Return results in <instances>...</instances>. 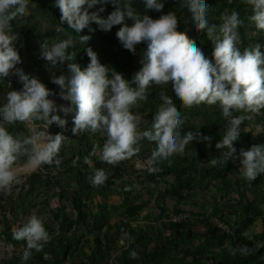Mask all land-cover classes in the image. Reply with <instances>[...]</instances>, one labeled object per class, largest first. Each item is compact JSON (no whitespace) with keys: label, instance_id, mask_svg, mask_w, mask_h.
<instances>
[{"label":"rangeland","instance_id":"obj_1","mask_svg":"<svg viewBox=\"0 0 264 264\" xmlns=\"http://www.w3.org/2000/svg\"><path fill=\"white\" fill-rule=\"evenodd\" d=\"M164 3L162 12H156L148 11L142 0H132L139 14H149L154 19L174 12L179 21L177 30L186 32L211 57L212 43L204 38L203 32L195 30L190 13L180 7V0ZM206 3L210 24L219 26L226 12L240 13L244 20L239 28L241 51L256 44L264 45V31L248 20L252 10L246 0H206ZM101 7L105 9L103 12H99ZM113 10L114 6L107 3L94 5L89 12H98L106 18ZM60 18L55 0H30L26 13L12 21L20 62L8 77L0 79V103L5 101L8 91L22 89L17 69L46 87L60 89L52 82V75H67L69 62L50 70L49 62L42 57L41 45L45 41L50 44L72 38L75 43L68 52L77 53L72 62L82 67L90 62L86 49L91 47L101 63L109 66V76L113 68L131 80L142 68L147 45L138 44L135 54L126 50L116 36L122 25L103 31L90 22L89 27L76 33L64 23L63 30L57 32ZM126 22L130 26L133 23L130 19ZM81 35L90 39L82 44ZM161 92L173 96V104L184 120L181 126L184 133L191 131L211 139L195 138L183 153L149 166L147 160L156 145L145 138L136 145L138 152L113 165L100 159L99 149L91 155L94 146L102 148L105 134L83 131L73 135L75 112L67 116L59 112L67 119V125L60 128L53 124L47 130L67 137L58 153L59 166L42 165L36 170H26L23 165L27 156H21L16 162L21 182L13 184L10 192L0 191V264H264V174L247 181L241 174L239 158L242 149L264 143V109L260 114L233 112L234 116L253 118L240 125V137L234 142L236 158L212 166L210 161L226 151L215 147L228 125L219 104L182 106L170 84H151L148 99L132 107L133 113L141 117L140 130L151 126L163 103ZM34 123L43 125V121ZM6 127L21 140L31 135L28 126L19 121ZM85 157L89 158L87 163ZM149 167L155 170L149 171ZM98 168L107 173L105 188L92 185L88 179ZM245 205L251 207L254 221L241 230ZM32 214L43 220L49 241L39 252L32 249L29 260L23 261L27 244L13 238V229ZM218 223L225 229L218 228Z\"/></svg>","mask_w":264,"mask_h":264},{"label":"clouds","instance_id":"obj_2","mask_svg":"<svg viewBox=\"0 0 264 264\" xmlns=\"http://www.w3.org/2000/svg\"><path fill=\"white\" fill-rule=\"evenodd\" d=\"M251 6L252 14L248 20L256 29L264 31V0H246ZM111 3L114 10L106 18L98 12H89L94 5ZM148 11L162 12L164 0H142ZM30 0H0V79L9 76L10 71L20 62V55L14 41L12 21L23 16ZM61 12V23L56 31L63 30L66 23L76 33L95 22L100 30L111 31L116 25H122L116 36L122 46L136 52L141 42L147 45L142 68L131 80L109 66L101 63L91 47L86 49L90 62L86 67L72 62L76 52H68L74 46L72 38L45 41L42 57L49 62V68L67 63L68 74L52 75V82L59 86L62 99L71 105L57 106L50 99L52 92L44 83L30 78L17 69L23 83L20 90L8 91L6 99L0 103V191H9L13 184L20 183L16 162L21 156H27L23 167L36 170L42 165L59 166L58 159L62 143L67 137L62 133L51 134L47 130L53 124L64 128L68 121L59 112L72 117L73 135L83 131L100 132L106 135L102 148L94 146L91 155L99 149L103 162L117 164L139 151L136 145L145 138L154 142L156 147L147 160L149 166L168 159L176 153H183L189 142L195 138L209 141L211 137L186 133L182 130L184 123L173 104V96L161 92L163 103L153 116L151 126L140 130L139 113L134 114L132 107L138 101L148 99L147 89L151 84L169 85L176 100L182 106L192 107L206 103L219 104L228 125L223 137L216 143L218 150H226L220 158L210 161L212 166L226 164L230 158H236L234 142L240 137V125L252 115H233V112L260 114L264 109V45L244 48L241 51L239 28L244 24L240 13L232 11L221 17L222 23L209 24L208 4L206 0H180V7L188 10L196 31H205L212 42L211 57L205 55L196 42L186 32L178 31V18L174 12H167L154 19L149 14L141 15L132 6V0H55ZM86 6V7H85ZM105 9L101 7L99 12ZM133 21L131 26L126 22ZM95 31V29H90ZM88 35L79 36L80 43H86ZM25 123L31 135L23 140L14 137L7 125L16 122ZM34 121H43L37 125ZM43 127L44 131L38 129ZM240 171L247 181H254L264 174V143L254 144L248 150L239 153ZM89 161L85 157V162ZM154 171V167H149ZM94 186L103 184L107 179L104 169H95L88 177ZM13 238L25 240L26 249L22 260L27 261L31 250L41 251L49 241V233L43 220L36 214L30 215L25 222L13 229ZM135 256V253H132Z\"/></svg>","mask_w":264,"mask_h":264},{"label":"trees","instance_id":"obj_3","mask_svg":"<svg viewBox=\"0 0 264 264\" xmlns=\"http://www.w3.org/2000/svg\"><path fill=\"white\" fill-rule=\"evenodd\" d=\"M203 35H204V38L208 40L207 35H206V30L203 31ZM47 88L49 89L51 87H47ZM69 105H70V107H73V105H71V102L70 101H69ZM72 114L74 115V111L70 113V115H72ZM101 185H102L103 188L106 187V183L105 182L103 184H101ZM75 206L78 209L79 206L77 204H75ZM244 214H245V218L241 222V226H240V229L241 230H245L254 221V216H252V210H251V207L249 205H245V207H244Z\"/></svg>","mask_w":264,"mask_h":264},{"label":"water","instance_id":"obj_4","mask_svg":"<svg viewBox=\"0 0 264 264\" xmlns=\"http://www.w3.org/2000/svg\"><path fill=\"white\" fill-rule=\"evenodd\" d=\"M52 92V95H50V98L53 99L55 101V103L57 104V106H68V101L64 100L61 98V96L59 95L60 93V89H52V88H49ZM69 107V106H68ZM63 113V112H61Z\"/></svg>","mask_w":264,"mask_h":264},{"label":"built area","instance_id":"obj_5","mask_svg":"<svg viewBox=\"0 0 264 264\" xmlns=\"http://www.w3.org/2000/svg\"><path fill=\"white\" fill-rule=\"evenodd\" d=\"M216 226H217L218 228H220V229H225V226L222 225V224H220V223L216 224Z\"/></svg>","mask_w":264,"mask_h":264},{"label":"bare ground","instance_id":"obj_6","mask_svg":"<svg viewBox=\"0 0 264 264\" xmlns=\"http://www.w3.org/2000/svg\"><path fill=\"white\" fill-rule=\"evenodd\" d=\"M24 169H26V168H24ZM26 170H30V169H26Z\"/></svg>","mask_w":264,"mask_h":264}]
</instances>
